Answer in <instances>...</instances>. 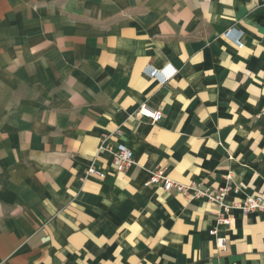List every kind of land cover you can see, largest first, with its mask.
<instances>
[{
  "label": "crops",
  "instance_id": "obj_1",
  "mask_svg": "<svg viewBox=\"0 0 264 264\" xmlns=\"http://www.w3.org/2000/svg\"><path fill=\"white\" fill-rule=\"evenodd\" d=\"M116 128L121 174L97 152ZM159 168L264 197V0H0V264H264L261 216L217 249Z\"/></svg>",
  "mask_w": 264,
  "mask_h": 264
},
{
  "label": "built area",
  "instance_id": "obj_2",
  "mask_svg": "<svg viewBox=\"0 0 264 264\" xmlns=\"http://www.w3.org/2000/svg\"><path fill=\"white\" fill-rule=\"evenodd\" d=\"M232 31L226 33L229 35ZM158 73L155 72L154 75ZM160 83H164L166 78L157 76ZM160 77V78H159ZM136 115L140 119H147L150 124H156L161 121L163 114L159 108H152L143 103L139 106ZM123 130L116 128L113 132L102 136L97 147V152H107L111 156L112 170L115 173H125L135 165L132 150L126 145L123 139ZM105 171L97 169L92 163L85 170V177L96 175L105 176ZM231 173L223 176L225 183L216 188H202L200 182L191 181L188 184H181L171 180L165 173V170L159 168L150 173L147 186H160L165 193H174L181 196L185 201H202L214 209L215 227L209 230L208 234L213 239L214 246L217 249L224 250L226 247L227 236L221 233L224 231H233L235 229V212L242 216L259 215L264 219V197L261 195H250L240 201H230L229 196L235 190L231 187Z\"/></svg>",
  "mask_w": 264,
  "mask_h": 264
}]
</instances>
